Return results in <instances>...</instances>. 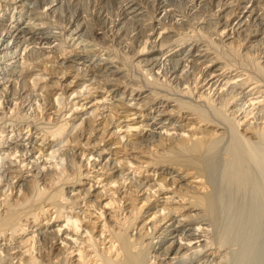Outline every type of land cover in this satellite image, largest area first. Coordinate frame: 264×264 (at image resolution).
Returning <instances> with one entry per match:
<instances>
[{
    "label": "bare ground",
    "instance_id": "obj_1",
    "mask_svg": "<svg viewBox=\"0 0 264 264\" xmlns=\"http://www.w3.org/2000/svg\"><path fill=\"white\" fill-rule=\"evenodd\" d=\"M1 1L0 264H264V0Z\"/></svg>",
    "mask_w": 264,
    "mask_h": 264
},
{
    "label": "rangeland",
    "instance_id": "obj_2",
    "mask_svg": "<svg viewBox=\"0 0 264 264\" xmlns=\"http://www.w3.org/2000/svg\"><path fill=\"white\" fill-rule=\"evenodd\" d=\"M2 5V6H1ZM3 5H4V3L0 0V10L3 8ZM30 8H32V9H30ZM26 7V8H25ZM36 8H37V10H36ZM6 9V8H5ZM26 9V10H25ZM28 9H30V10H28ZM40 9V10H39ZM37 12H35V11ZM39 10V11H38ZM42 10H44V9H42V8H39V7H35L34 6V8H33V6L31 7L30 6V4L29 5H25L24 6V8H23V10H22V14H23V16H25L24 18H27V16L29 17V18H31V16L33 15V18H32V20L34 21V22H38L39 24H40V26H42V28H44V29H47L49 32H50V30H52L53 32H58V31H60V29L61 30H64L62 27H60V25H61V23H59V21H58V17L57 16H53V14L50 12V11H47L46 10V8H45V10H44V12H42ZM30 11V12H29ZM33 11V12H32ZM6 12V11H5ZM41 12V13H40ZM3 12L2 11H0V14H2ZM28 13H29V15H28ZM30 13H32L31 15H30ZM39 13H40V15H39ZM35 14H36V17L37 18H35L34 16H35ZM39 15V16H38ZM54 18H53V17ZM39 17V18H38ZM42 17V18H41ZM35 18V19H34ZM45 19V20H44ZM53 20V21H52ZM40 21H42V22H40ZM43 23V25H41ZM37 24V23H36ZM56 24V25H55ZM46 26H47V28H46ZM49 28V29H48ZM65 33V32H64ZM97 39V38H96ZM68 41V40H67ZM85 42H86V40H85ZM85 42H84V44H85ZM97 43H99V41H98V39L97 40H95V41H92V42H88L86 45H89V46H93V49L94 50H97V48L99 49L101 46H99V44H97ZM83 44V43H82ZM95 44V45H94ZM36 45V44H35ZM44 46H46V44L44 45ZM79 46V45H78ZM34 47H36V46H34ZM86 47H88V46H86ZM86 47H84V48H86ZM81 49V50H80ZM82 50H85V49H82V46L81 47H79V50L77 49L76 51H82ZM102 53H104V51L102 52ZM80 54H84V52H80ZM97 56V55H96ZM107 56H106V54H102V58H106ZM109 57V56H108ZM96 57H94L93 59H92V61L95 59ZM97 61V60H96ZM104 62H106V60H104L103 62H101L102 64L104 63ZM35 65H39V64H37V63H34V68L35 69H38L39 67L37 66V67H35ZM108 65H110V64H108ZM46 77H50V76H46ZM52 80H55V78L54 77H51V81ZM69 80H71L70 79V77H68V81ZM68 81H66V82H68ZM119 122H122V118H120V119H118L117 120V122L115 123V124H117V123H119ZM74 152V151H73ZM72 152V153H73ZM71 153V152H70ZM107 157H109V156H107ZM116 169H114L113 171H115ZM83 182H87V179H84L83 180ZM87 187V185H84V186H81V185H78V186H76L75 188L76 189H79L80 191H82L84 188H86ZM177 220V219H176ZM176 221H174V222H172V224H174V226H178L179 225V223H175ZM167 224H169V223H167ZM172 227V228H171ZM188 227H191V226H188ZM187 227V228H188ZM170 228V231H173V228H175V227H173V226H170L169 227ZM42 233H43V229H38L36 232H35V235L36 234H38L37 235V238L39 239L40 237H42ZM174 233V232H173ZM177 232H175V234H176ZM174 234V235H175ZM172 235V234H171ZM171 235H169V236H171ZM169 236H168V238H169ZM40 243V242H39ZM6 246H7V244H3V245H1L0 247H1V249H4V250H6ZM3 247V248H2ZM6 258V257H5Z\"/></svg>",
    "mask_w": 264,
    "mask_h": 264
}]
</instances>
